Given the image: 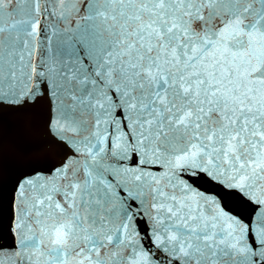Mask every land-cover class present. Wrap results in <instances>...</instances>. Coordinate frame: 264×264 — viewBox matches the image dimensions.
<instances>
[{
    "label": "snow or ice",
    "instance_id": "snow-or-ice-1",
    "mask_svg": "<svg viewBox=\"0 0 264 264\" xmlns=\"http://www.w3.org/2000/svg\"><path fill=\"white\" fill-rule=\"evenodd\" d=\"M0 264H264V0H0Z\"/></svg>",
    "mask_w": 264,
    "mask_h": 264
},
{
    "label": "water",
    "instance_id": "water-1",
    "mask_svg": "<svg viewBox=\"0 0 264 264\" xmlns=\"http://www.w3.org/2000/svg\"><path fill=\"white\" fill-rule=\"evenodd\" d=\"M3 182L6 195H10L12 184L22 171V161L19 157V149L15 143L11 129L6 132V147L4 154Z\"/></svg>",
    "mask_w": 264,
    "mask_h": 264
}]
</instances>
